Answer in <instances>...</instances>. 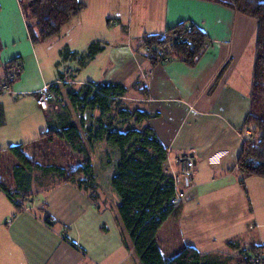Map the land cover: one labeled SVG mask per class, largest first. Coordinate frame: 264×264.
<instances>
[{"label": "crops", "instance_id": "obj_1", "mask_svg": "<svg viewBox=\"0 0 264 264\" xmlns=\"http://www.w3.org/2000/svg\"><path fill=\"white\" fill-rule=\"evenodd\" d=\"M80 1L86 7L63 27L67 37L64 33L49 38L44 41L47 46L59 39L104 36L106 21L113 22H108L113 42L133 37L142 44L148 35H163L181 23L196 27L211 41L194 65L177 58L167 62H152L149 55L147 61L138 58L136 73L142 81L133 85L135 95L129 98L128 90L123 98L124 103H141L135 109L150 114L148 126L167 149L174 169L177 156L190 153L196 158L193 199L178 207L158 232L163 257L172 258L186 246H194L212 260L228 254L237 264L239 252L264 247V179L243 178L236 167L241 145L250 135L244 121L250 107L256 21L216 0ZM115 34H126L124 41ZM14 62L22 73L11 93H0L3 150L28 143L48 129L58 108L51 105L42 110L34 92L63 73L57 77L42 71L19 0H0V85L10 74L6 66ZM72 81L107 80L99 74L94 81ZM118 160L117 156L103 163L93 194L74 182L35 174L31 196L25 201L35 199L30 212H20L0 190V264H140L110 185ZM162 231L172 237L166 252Z\"/></svg>", "mask_w": 264, "mask_h": 264}, {"label": "trees", "instance_id": "obj_2", "mask_svg": "<svg viewBox=\"0 0 264 264\" xmlns=\"http://www.w3.org/2000/svg\"><path fill=\"white\" fill-rule=\"evenodd\" d=\"M216 1L256 21L250 107L244 121V127L252 131V136L244 139L236 167L243 178L255 176L264 179V0ZM19 3L32 43L58 37L65 24L86 7L80 0H19ZM142 44L148 49L152 62L177 58L194 65L211 41L196 27L181 23L163 35H148ZM88 47L86 54L80 58L84 63L104 50L98 41ZM160 51L164 52L163 57L159 55ZM13 64L15 62L6 66L7 72ZM8 77L9 74L5 75L1 84L6 81L12 86L15 81ZM60 77L59 80L64 75ZM59 87L55 83L50 86L54 97L62 95ZM128 90L121 82H86L80 88L68 89L66 98L72 109L81 115L82 127L85 126L83 117L86 111L97 110L100 113L96 128L87 130L88 144L105 142L118 151L119 160L114 166L110 185L119 198L117 212L140 264H216L194 246H186L169 259L161 254L158 232L178 209L164 208L174 194L172 177L165 172L167 149L148 126L150 114L147 111L121 106ZM118 117L125 121L132 119L135 125L126 130L117 129L114 122ZM4 122V107L0 104V126ZM47 126L46 131L30 142L6 149L16 161L11 177L2 170L4 151L0 147V190L8 195L20 212L31 196L29 191L34 173L55 176L63 183L74 182L84 190L92 191V194L97 187L93 160L68 107H62V111L56 113ZM53 146L59 150L58 154L49 151ZM257 252L263 253L264 247L239 252L235 255L237 264H250L248 257ZM261 264H264V258Z\"/></svg>", "mask_w": 264, "mask_h": 264}, {"label": "rangeland", "instance_id": "obj_3", "mask_svg": "<svg viewBox=\"0 0 264 264\" xmlns=\"http://www.w3.org/2000/svg\"><path fill=\"white\" fill-rule=\"evenodd\" d=\"M108 22L110 24H113L112 21L105 22L107 24V29H105L104 31V36L59 39L54 40L56 43H54L53 45L49 44L48 46L45 44V42L43 44L40 42L33 43L36 49L37 58L38 60H40L42 71H44L45 74L53 73L58 77L61 72L64 74L70 68L73 69V71L71 77H68V79L81 82L87 80L94 81L99 76V74H101L103 75L104 80L107 81L116 82L113 80L120 79L122 81L121 83H123L129 89V98L135 95L136 90H134L132 87L137 80L142 81L141 75H139V78L137 77V67L135 66V64L138 62V58L140 60L142 59L143 61H147V48L140 43V40L138 38L135 39L132 37L126 42V34H115L116 36H121V39L124 38L125 41L122 39L124 43H119L118 41L113 42V35H108L113 32V29H109ZM64 33L65 36L63 37L66 38L68 32H61L60 35H64ZM133 35L135 36V33H133ZM94 37H102L104 39L100 42V44L105 48L104 52L102 53V56L98 57V59H95L94 61L89 60L84 63L83 59L81 60L80 58L82 57V55L86 54L89 48L88 46L93 42H99V40H95ZM2 85L3 84L0 85V88L2 87ZM81 86L82 84L79 83L72 84V86H63V84H61V87L59 88L62 92V95L59 97L53 96L50 104L58 108L57 113L62 111V107H68L73 122H75L76 125L80 127L81 135L84 138V141L86 143L85 147L88 148L89 155L90 152L92 153V158H94V169L96 171L95 177L97 176L99 178L101 171L103 170V163L112 161L114 157H117L118 151L109 145L107 146L105 142H97L93 143L92 145L88 144L87 130L89 128H96V126L98 125L97 121L100 118V113H98L97 110L95 112L86 111L83 117L85 126L82 127L80 125L82 119L81 115L78 114L74 109H72L70 103H68V100L66 98V91L68 89L72 87L80 88ZM128 104L131 108L134 109H140V107H142L141 103L138 104L134 102L124 103L121 106L123 108H126ZM103 119L105 120V118ZM114 123L115 127L121 130H126L135 125L132 119L125 121L124 119H121L119 117L115 120ZM249 132L250 135L248 138L252 136V131L249 130ZM3 151L2 170L8 175V177H11V170L12 167L16 164V161L13 157H11L9 152H7L6 150ZM49 151H54L57 154L59 153V150L54 146L53 148H50ZM49 151L48 153H51ZM100 203L104 202L100 201ZM109 203L110 205L113 204L112 199L109 200ZM34 204L35 199L33 198V200L28 201V203L24 205L33 211ZM161 233L162 234L160 236V240L161 242H163L165 249L164 252H166V244L168 245V242L172 237H170L169 233L167 235V233L164 231H162ZM179 237H174L173 240L175 239L177 242H179ZM214 261L216 264H236L233 261L231 262L230 256L228 254H220L219 256L215 257Z\"/></svg>", "mask_w": 264, "mask_h": 264}, {"label": "built area", "instance_id": "obj_4", "mask_svg": "<svg viewBox=\"0 0 264 264\" xmlns=\"http://www.w3.org/2000/svg\"><path fill=\"white\" fill-rule=\"evenodd\" d=\"M159 55L163 57L165 54L164 52L160 51ZM167 61V59L164 60V62ZM21 70L22 67L18 63L13 64L10 70L11 73L9 74L8 78L10 80L16 81V79H18L22 73ZM72 71V69H68V71L64 73V77L54 83L60 86L61 84L75 83L74 81L68 79V77H71ZM51 85L52 84L44 85L38 91L34 92L36 96V104L44 111L50 109V101L54 96V94L50 90ZM10 88L11 86L5 81L1 87L0 92L11 93L12 91ZM172 163L176 165V169L173 168V166L171 165V161L167 156L166 164L168 168L165 169V172L172 177L174 194L169 198L168 202L164 205V208L170 207L175 209L183 204L189 203V201L193 199L191 190L193 189L194 172L197 164L194 154L190 153L177 156ZM30 210L31 209H29L27 206L22 207V211L30 212ZM12 219L13 218H11L8 222L11 223ZM263 258L264 252H257V254L249 256L247 261L250 262V264H261V260Z\"/></svg>", "mask_w": 264, "mask_h": 264}]
</instances>
